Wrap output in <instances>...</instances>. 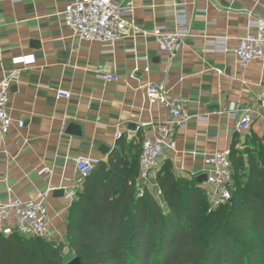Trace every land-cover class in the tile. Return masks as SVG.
Listing matches in <instances>:
<instances>
[{
	"label": "crops",
	"instance_id": "obj_1",
	"mask_svg": "<svg viewBox=\"0 0 264 264\" xmlns=\"http://www.w3.org/2000/svg\"><path fill=\"white\" fill-rule=\"evenodd\" d=\"M72 1L0 0V81L15 73L8 107L13 126L0 137V203L51 189L48 225L63 243L71 204L67 196L78 192L74 159L106 162L102 147L111 152L167 122L165 108L149 104L141 87L163 83L167 96L182 98L193 116L177 133L176 151L160 162L161 167L169 162L177 176L187 179L203 174L205 155L232 145L243 150L247 139L224 112L232 103L258 110L264 92V59L240 69L234 55L212 50L217 43L235 49L249 22L264 20V0H129L135 7L131 27L114 45L79 41L64 27L62 13ZM175 9L186 11L191 32L179 52L169 56L159 50L152 31L173 29ZM26 56L34 62H14ZM98 69L115 74L116 81L98 80ZM58 92L70 98L58 100ZM200 115L207 121H198ZM17 122H23L22 129ZM71 123L81 127V137L66 134ZM253 132L264 140L262 119L254 121ZM12 223L2 235L14 232Z\"/></svg>",
	"mask_w": 264,
	"mask_h": 264
},
{
	"label": "trees",
	"instance_id": "obj_2",
	"mask_svg": "<svg viewBox=\"0 0 264 264\" xmlns=\"http://www.w3.org/2000/svg\"><path fill=\"white\" fill-rule=\"evenodd\" d=\"M139 136L140 133H139ZM257 156L234 145L231 200L209 206L195 178L165 162L137 196L142 138L121 144L86 179L72 201L65 242L69 255L40 238L0 234V264H264V140L247 139ZM234 178L244 179L241 183ZM163 204V205H162Z\"/></svg>",
	"mask_w": 264,
	"mask_h": 264
},
{
	"label": "built area",
	"instance_id": "obj_3",
	"mask_svg": "<svg viewBox=\"0 0 264 264\" xmlns=\"http://www.w3.org/2000/svg\"><path fill=\"white\" fill-rule=\"evenodd\" d=\"M135 7L129 0L114 3L112 0H73L62 13L64 27L79 41L98 42L114 45L128 35L131 19ZM249 30L239 39L238 46L228 51L225 43H217L212 49L214 52L230 53L234 55L237 66L246 69L255 60H263L264 49V20L256 19L249 22ZM191 32L189 19L184 9L174 10L173 29L165 26L155 27L152 36L158 43L159 50L169 56L176 55L182 45V39ZM17 64L28 65L34 62L32 56L18 58ZM98 80L109 83L116 81L113 73H106L98 69L95 73ZM15 73L8 75L0 81V137L7 135L13 121L9 115L10 89ZM145 94L149 104L159 103L168 113V120L164 125L153 128V131L143 137L139 156V172L136 178L137 196H142L143 188L151 186L161 169V160L168 153L177 149V133L182 130L192 115L185 107L180 97H168L167 87L163 83H149L140 88ZM70 93L58 92L57 99H69ZM224 115L234 122L235 131L243 138L251 139L254 136L253 123L256 119L264 121V92L258 101V110L251 106L232 103ZM198 121H207V117H195ZM18 129L23 128V122H17ZM115 138L119 140L121 133L117 132ZM1 158V152H0ZM101 163L100 159L77 156L74 166L77 172L76 189L80 190L93 170ZM44 173L50 175L48 169ZM202 173L207 181L202 184L209 206L216 209L231 200L232 165L230 149L215 151L203 158ZM51 189L39 192L35 197L27 200L14 197L6 203H0V234L2 229L12 219L13 230L26 238H40L56 246L59 239L49 229L47 197ZM157 196L160 192L157 191ZM76 194L67 196L72 203ZM71 205V204H70Z\"/></svg>",
	"mask_w": 264,
	"mask_h": 264
},
{
	"label": "rangeland",
	"instance_id": "obj_4",
	"mask_svg": "<svg viewBox=\"0 0 264 264\" xmlns=\"http://www.w3.org/2000/svg\"><path fill=\"white\" fill-rule=\"evenodd\" d=\"M239 152L245 158L254 157L255 155L257 156V153L254 150V147H253L252 143H249V145L243 147V150H240ZM236 181L241 182V183H244L245 182L244 179L239 180L238 178H234L233 184H235ZM151 186H152V188H150V190L152 191V195L158 199L159 196H157V194L153 191V189H157V187L155 186L154 180L151 181ZM56 246L58 247V249H60V257H62V259H66L68 256L69 257L72 256V255H69V251L67 249L66 242H64V243L63 242H60L59 244H56Z\"/></svg>",
	"mask_w": 264,
	"mask_h": 264
},
{
	"label": "water",
	"instance_id": "obj_5",
	"mask_svg": "<svg viewBox=\"0 0 264 264\" xmlns=\"http://www.w3.org/2000/svg\"><path fill=\"white\" fill-rule=\"evenodd\" d=\"M66 134L71 135V136L81 137L82 136V129L79 125L71 123L68 125V127L66 129ZM100 152L104 157L105 156L108 157L112 151L109 152V149L102 147ZM195 180L198 184L202 185L207 181V176L205 174H202V175H199L198 177H196ZM66 264H82V263H81V260L79 257H75Z\"/></svg>",
	"mask_w": 264,
	"mask_h": 264
}]
</instances>
